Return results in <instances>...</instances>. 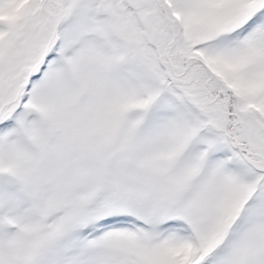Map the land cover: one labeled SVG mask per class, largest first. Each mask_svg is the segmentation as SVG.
Segmentation results:
<instances>
[{"label": "snow or ice", "instance_id": "obj_1", "mask_svg": "<svg viewBox=\"0 0 264 264\" xmlns=\"http://www.w3.org/2000/svg\"><path fill=\"white\" fill-rule=\"evenodd\" d=\"M0 264H264V0H0Z\"/></svg>", "mask_w": 264, "mask_h": 264}]
</instances>
